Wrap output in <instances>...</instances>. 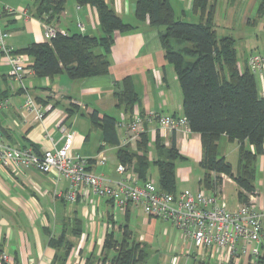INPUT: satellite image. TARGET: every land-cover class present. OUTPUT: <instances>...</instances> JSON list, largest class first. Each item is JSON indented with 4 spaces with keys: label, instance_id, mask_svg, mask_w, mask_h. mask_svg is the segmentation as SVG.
<instances>
[{
    "label": "crops",
    "instance_id": "1",
    "mask_svg": "<svg viewBox=\"0 0 264 264\" xmlns=\"http://www.w3.org/2000/svg\"><path fill=\"white\" fill-rule=\"evenodd\" d=\"M168 1L177 21L184 22L186 18L199 16L192 10L194 0ZM221 1L217 0L213 15L216 36L220 29L224 33L221 37L234 40L238 70L251 72L249 56L264 55V0H223V18L218 20L217 7ZM105 2L134 29L115 36L105 75L82 80H70L64 74L53 78H39L33 72L26 75L23 82L27 93L44 111L41 121L33 112L23 108L25 91L9 78V67L4 57L0 56V101L8 100L7 107L0 109V133L4 143L15 148L30 147L40 154L44 150L61 147L63 139L58 127L63 126L72 136V153L92 161L90 172L103 176L113 184L125 177L141 182L135 171V160L121 161L119 157L121 148L130 154L135 153L141 136L121 146L122 132L117 131L119 144H106L102 131L92 123L91 115L96 112L98 118L106 115L115 122L128 121L136 113L144 115L149 112L182 118V93L173 66L164 59L159 39L163 28L136 20L134 10L137 0ZM36 3L37 0H0V4L12 12L3 13L0 20L3 29L10 35L6 43L12 51L46 42L43 21L34 16ZM51 23L67 34H100L95 9L87 5L79 6L74 0H68L63 11ZM221 37L217 36L218 39ZM30 63L29 58L28 65ZM251 73L257 95L263 98L264 68L261 72ZM125 79L130 81L137 97L130 111L118 105L116 100ZM146 135L149 161L156 157L154 144L157 137L168 146L171 135L175 136L180 158L175 161L174 194L184 190L214 194L219 204L229 211L242 204L238 199L236 183L225 175H221L218 181L211 173L215 185L209 189L204 186V172L199 166L202 149L198 134L183 129L164 130L159 134L157 125L153 123L147 126ZM221 140L224 146L220 157L230 164L235 176L238 165L235 159L240 145L225 137ZM243 145L254 152L247 141ZM97 159H103L104 164L96 165L94 161ZM231 163H236V166ZM118 165L125 168L123 176L116 170ZM151 168H155V181L151 177ZM147 175V179L157 185V169L153 164L149 166ZM253 185L254 205L264 214V140L262 153L255 161ZM68 187L67 181H56L53 173L44 174L34 168L16 169L0 164V264H50L55 250L49 241L61 235L75 246L65 264H85L88 256H100L104 238L109 233L114 236V231L120 232L121 239L124 231L127 232L129 242H134L130 241L132 225L140 227L135 243L145 245L149 256L150 253H161L165 247L171 246V250H175V244L184 238L170 223L147 216L134 205L118 209L107 199L82 195L75 202H68L64 199ZM179 187L181 190H178ZM118 221H122L121 225ZM213 251L219 261L226 260V251ZM3 256L7 257V261L2 260ZM239 264H248L247 258L240 259Z\"/></svg>",
    "mask_w": 264,
    "mask_h": 264
},
{
    "label": "trees",
    "instance_id": "2",
    "mask_svg": "<svg viewBox=\"0 0 264 264\" xmlns=\"http://www.w3.org/2000/svg\"><path fill=\"white\" fill-rule=\"evenodd\" d=\"M67 1L37 0L34 16L51 23L63 11ZM74 1L79 6L87 5L95 9L100 34H58L49 42L33 43L14 51L30 58L31 63L27 67L36 77L53 78L64 74L70 80H82L105 75L115 36L134 29L117 16L105 0ZM216 2L193 1L192 10L199 14L196 24L175 20L168 0H137L134 15L138 22L147 21L152 27L163 28L159 39L164 59L173 66L181 89L183 118L189 131L200 137L202 157L199 166L204 172V186L209 189L215 185L211 173L218 181L221 175H225L236 183L239 201L247 204L249 196L255 194V161L262 153L264 97H258L252 73L238 70L234 40L231 37L217 38L213 24ZM122 84V91L116 94V100L118 105L130 111L137 97L128 79ZM91 120L102 131L106 144H119L116 122L112 117L104 115L98 118L94 112ZM146 131L140 135L135 153L130 154L121 148L119 157L121 161L135 160V171L142 181L147 179V170L153 164L157 169L158 188L174 194L175 161L180 158L175 136L171 135L168 146L157 137L154 144L156 157L149 161ZM223 137L240 145L235 176L230 164L218 157V143ZM245 141L253 146V153L244 147ZM49 245L55 250L50 264H65L75 247L64 235L51 238ZM102 249L100 256H88L85 264H145L149 257L147 247L129 242L125 231L120 241L112 233L106 235ZM256 264H264V251Z\"/></svg>",
    "mask_w": 264,
    "mask_h": 264
},
{
    "label": "built area",
    "instance_id": "3",
    "mask_svg": "<svg viewBox=\"0 0 264 264\" xmlns=\"http://www.w3.org/2000/svg\"><path fill=\"white\" fill-rule=\"evenodd\" d=\"M3 13H12L0 4V20ZM44 37L49 42L56 35L65 36L52 23L43 22ZM9 33L0 23V56L4 57L9 67L8 76L25 91L23 108L33 112L38 120L44 117V111L37 107L33 98L27 93L23 79L33 71L29 69L28 57L17 54L8 47L6 41ZM251 72H261L264 68V55H251L248 58ZM8 100L0 101V109L6 108ZM156 124L159 134L164 130L183 129L190 132L185 118L164 116L149 112L134 114L128 121L115 123L116 131H120V145H127L131 140L146 131L149 124ZM63 143L60 148L47 149L37 154L30 147L15 148L3 142L0 133V164L13 168H34L41 173L55 175V180L68 182V190L64 199L75 202L79 195L107 199L115 208L124 209L128 205L140 207L150 217L166 221L186 238L197 250L226 251L229 260L239 262L247 258L249 264H256L264 247V214L254 205V195L249 196L247 204H241L233 211L220 205L214 194L204 191L191 192L184 190L178 194L161 191L151 180L138 182L125 177L116 183H110L103 176L89 171L91 160L72 153V136L65 127H58ZM103 165V159L94 161ZM120 175L125 174L122 165L117 166ZM7 261V257H2ZM233 262V263H234Z\"/></svg>",
    "mask_w": 264,
    "mask_h": 264
},
{
    "label": "rangeland",
    "instance_id": "4",
    "mask_svg": "<svg viewBox=\"0 0 264 264\" xmlns=\"http://www.w3.org/2000/svg\"><path fill=\"white\" fill-rule=\"evenodd\" d=\"M223 0L218 4L217 7V17L218 20H221L223 18V10L225 8L223 4ZM198 17V18H197ZM195 18H186L184 22L187 23H198L199 22V16ZM218 37L224 36V33L221 32L220 29H218L217 33ZM3 72V71H2ZM224 144L223 141H219L218 143V157L222 155V148ZM151 149V148H150ZM234 158V157H233ZM232 159V158H231ZM235 159V158H234ZM238 162V157L235 159ZM233 166H236V163H231ZM155 168H151V177L152 180L155 181L156 179V172L154 170ZM197 171H201L200 169H197ZM178 190H181V187H179ZM122 221H118V225H121ZM133 224V223H132ZM139 226L133 227V225L130 227L132 231V238L130 241H137V234L139 233ZM138 229V230H137ZM183 237V236H182ZM114 238L116 240H121V234L120 232L114 231ZM171 244V243H170ZM175 250H171V246L165 247L164 250L159 254L150 253L149 258L147 259L145 264H233L234 261L229 260L228 263H225L223 260H218V255L215 254V252L212 250L211 252L206 250H197L195 249L190 242L183 238L177 244H175ZM111 255V254H110ZM221 258V256H220ZM224 259V257H222ZM203 260V263H200V261ZM234 264H239V262L235 261Z\"/></svg>",
    "mask_w": 264,
    "mask_h": 264
}]
</instances>
